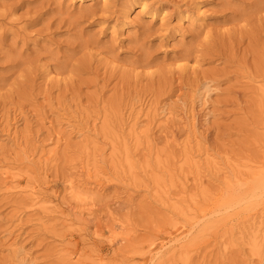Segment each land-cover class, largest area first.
Segmentation results:
<instances>
[{"label":"rangeland","instance_id":"rangeland-1","mask_svg":"<svg viewBox=\"0 0 264 264\" xmlns=\"http://www.w3.org/2000/svg\"><path fill=\"white\" fill-rule=\"evenodd\" d=\"M263 75L264 0H0V264H264Z\"/></svg>","mask_w":264,"mask_h":264},{"label":"bare ground","instance_id":"bare-ground-1","mask_svg":"<svg viewBox=\"0 0 264 264\" xmlns=\"http://www.w3.org/2000/svg\"><path fill=\"white\" fill-rule=\"evenodd\" d=\"M106 0H103V2H105ZM261 9V8H260ZM200 12V9L197 8V17L198 19H200L201 21H204V17L202 16ZM183 20H187L186 18H184ZM127 24H123V26H126ZM264 76V75H263ZM205 89L207 92L208 91V86L205 85ZM260 91H262V95L264 97V89L260 88ZM137 139V138H136ZM198 158L200 159V156H198ZM100 162H104V159H99L96 160L94 159L92 164L86 165V171L88 172H94V174H96L97 172V165ZM206 162L208 163L209 160L206 159ZM111 163V162H110ZM210 163V162H209ZM194 167V164L193 166ZM199 168V166H198ZM4 178L6 179H10L5 173H3ZM89 177V176H88ZM237 179V178H236ZM10 182V180H9ZM99 180H97V182H94V187L96 188L97 186H99L98 184ZM242 182L236 181V182H232L230 185H227V191H226V195H225V199L226 202H224L223 204L219 205L221 207V209L227 210V208H235L236 206L240 208V206H244V205H248L245 208L249 209V210H253V208L261 202V199L264 197V174L262 177L251 181L250 183H245V184H241ZM101 185V184H100ZM72 188V185H70V189ZM80 192V191H79ZM77 196V193H76ZM29 198L31 200V202H34L35 204L38 201V197L36 196L35 192L31 191L29 193ZM38 200V201H37ZM218 206V207H219ZM90 209H87L88 214L90 215ZM219 212V211H217ZM116 229H121L120 226H117ZM111 233H115V230H110ZM123 233V230L120 234ZM177 233V231L175 232ZM183 234V233H182ZM181 234V235H182ZM116 237V236H115ZM177 237V236H176ZM124 238H121V241H124ZM174 239V238H172Z\"/></svg>","mask_w":264,"mask_h":264}]
</instances>
